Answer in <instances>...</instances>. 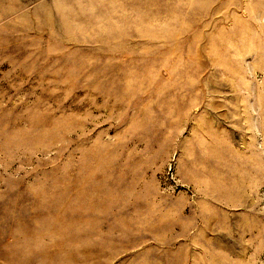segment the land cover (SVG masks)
I'll use <instances>...</instances> for the list:
<instances>
[{
    "label": "rangeland",
    "instance_id": "1",
    "mask_svg": "<svg viewBox=\"0 0 264 264\" xmlns=\"http://www.w3.org/2000/svg\"><path fill=\"white\" fill-rule=\"evenodd\" d=\"M0 264H264V0H0Z\"/></svg>",
    "mask_w": 264,
    "mask_h": 264
}]
</instances>
